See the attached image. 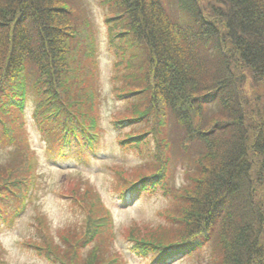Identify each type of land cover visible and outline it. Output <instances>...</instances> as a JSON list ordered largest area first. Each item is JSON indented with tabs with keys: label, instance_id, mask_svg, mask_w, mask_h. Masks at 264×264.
Returning a JSON list of instances; mask_svg holds the SVG:
<instances>
[{
	"label": "trees",
	"instance_id": "trees-1",
	"mask_svg": "<svg viewBox=\"0 0 264 264\" xmlns=\"http://www.w3.org/2000/svg\"><path fill=\"white\" fill-rule=\"evenodd\" d=\"M94 1L120 104L109 122L143 161L109 166L111 191L167 200L162 222L116 229L128 255L264 264V0H0V223L21 214L32 176L39 187L28 99L46 156L77 139L92 150L93 133L103 136ZM68 183L56 193L76 219L51 228L33 199L19 245L50 264H128L100 194L82 176Z\"/></svg>",
	"mask_w": 264,
	"mask_h": 264
},
{
	"label": "rangeland",
	"instance_id": "rangeland-1",
	"mask_svg": "<svg viewBox=\"0 0 264 264\" xmlns=\"http://www.w3.org/2000/svg\"><path fill=\"white\" fill-rule=\"evenodd\" d=\"M90 9L98 28L97 45L95 46L98 64L100 68V125L104 128L103 143L99 142V147L91 152L84 149V156L79 155L73 149H66L64 157L59 156V152L54 151L52 158L45 155L44 139L41 133L37 131L33 123H31L32 101L28 99L25 107L26 129L28 132V143L33 150L36 162L35 171L30 168V173L36 172L38 177V189H36L34 197L31 199L45 215L51 228H57L63 224L76 219V215L71 211L65 202V198L61 197L56 191L59 186L67 184L74 176H82L86 181L90 182L92 191L98 192L104 204L108 207L111 220L114 223L116 232V247L124 253L126 251V259L128 264H138L137 259L133 255H128V245L117 234L116 229H131L132 222L147 223L156 225L162 222L159 210L167 206V200L160 193L155 192L152 195H142L126 207L121 204L120 199L111 191V172L109 166L119 164L123 167L134 166L142 163L140 155L134 151H123L115 140L116 131L109 122L111 114L117 111L120 106L118 101L114 100L110 94L109 72L111 66V53L108 49L106 41V30L103 24V11L92 2ZM102 138V137H101ZM101 141V139H100ZM102 144V145H101ZM101 145V146H100ZM71 152L72 154H69ZM69 154V155H68ZM33 169V170H32ZM180 169V164L177 165ZM179 170L176 171V182L179 185L181 176ZM66 179V180H65ZM65 180V181H64ZM64 181V183H62ZM175 181V179H174ZM33 213V207L28 206L22 218L16 223V226H2L0 228V246L5 251L2 257L6 264H50L41 257L34 254L32 250L22 248L18 241L26 237L29 233L25 228L24 220H27ZM131 224V225H130ZM2 258V259H3ZM169 264H193L192 260H182L180 257Z\"/></svg>",
	"mask_w": 264,
	"mask_h": 264
}]
</instances>
